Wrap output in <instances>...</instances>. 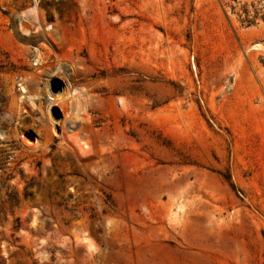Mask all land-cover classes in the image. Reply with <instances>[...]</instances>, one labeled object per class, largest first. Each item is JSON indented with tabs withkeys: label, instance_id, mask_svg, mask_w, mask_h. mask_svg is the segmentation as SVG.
<instances>
[{
	"label": "rangeland",
	"instance_id": "374dc122",
	"mask_svg": "<svg viewBox=\"0 0 264 264\" xmlns=\"http://www.w3.org/2000/svg\"><path fill=\"white\" fill-rule=\"evenodd\" d=\"M0 264H264V0H0Z\"/></svg>",
	"mask_w": 264,
	"mask_h": 264
},
{
	"label": "bare ground",
	"instance_id": "6f19581e",
	"mask_svg": "<svg viewBox=\"0 0 264 264\" xmlns=\"http://www.w3.org/2000/svg\"><path fill=\"white\" fill-rule=\"evenodd\" d=\"M27 12L30 13V14H36V4L35 3L34 4L31 3V6L27 10ZM26 82L27 81L23 80V88H24L23 92H25V95H26L25 98H27L29 101H31L32 97H31V95H29L28 86H27ZM77 93H78V88H73V87L69 88V87H67L66 90H65V96L66 97L63 98L62 100L61 99L59 100V98H56L54 95L48 93V91H47V93L46 92L44 93V95H45L44 99L47 102V107H50V106H53V105H56V104L58 105L60 103L61 104L65 103V100L73 98L72 96L73 95L74 96L77 95ZM40 95H43V92H40ZM6 116H5V118H6ZM8 117H9V115H8Z\"/></svg>",
	"mask_w": 264,
	"mask_h": 264
}]
</instances>
